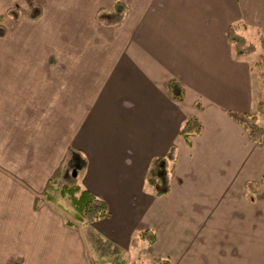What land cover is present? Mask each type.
Returning <instances> with one entry per match:
<instances>
[{"label":"crops","instance_id":"0c3cea01","mask_svg":"<svg viewBox=\"0 0 264 264\" xmlns=\"http://www.w3.org/2000/svg\"><path fill=\"white\" fill-rule=\"evenodd\" d=\"M116 1L122 21L98 23ZM1 27L0 264H90L99 245L169 264H264V142L228 116L264 127V0H0ZM230 27L253 53L235 55ZM190 118L201 130L186 142ZM171 148L157 197L147 175ZM68 149L86 159L77 184L106 217L79 223L58 206L48 183Z\"/></svg>","mask_w":264,"mask_h":264},{"label":"trees","instance_id":"16d2710c","mask_svg":"<svg viewBox=\"0 0 264 264\" xmlns=\"http://www.w3.org/2000/svg\"><path fill=\"white\" fill-rule=\"evenodd\" d=\"M33 5H31L30 9ZM126 6L119 1L114 4L113 11L109 13H99L96 16V21L102 25H117L122 21L123 12L126 10ZM10 15L11 11L8 12ZM39 15L30 16L31 18H37ZM15 15L13 19H17ZM5 35V29L0 28V37ZM229 42L233 45L234 53L236 56L241 57L251 54L255 51V46L251 43H247L246 40L236 33L233 27H230L227 31ZM261 53L258 56L257 66L261 69L260 78L264 82V37L260 38ZM169 91L172 97L181 101L183 98V87L178 81H171ZM260 113H263L261 103H259ZM228 116L238 123L244 131L247 133L250 142L256 144H262L264 139V127H261L256 122V116L254 114H238L229 112ZM201 130V124L196 118H190L180 128V135L186 142L193 135H196ZM174 149L161 157L155 158L151 161V167L147 175V182L156 189L155 195L157 197L164 196L169 191V177H168V165L173 163ZM86 168V159L76 151L68 149L65 160L62 162L60 171L56 178L48 183V188H51L55 182H61L60 194L68 197L74 210L82 223H91L96 220L102 219L108 215V208L106 204L99 200L77 184L76 173L84 171ZM75 173V174H73ZM66 224L71 225L68 221ZM146 231L139 234L140 239L144 238ZM137 237H134V241ZM149 243H152L151 239H148ZM154 264H169L168 260H162L160 258H154Z\"/></svg>","mask_w":264,"mask_h":264},{"label":"rangeland","instance_id":"374dc122","mask_svg":"<svg viewBox=\"0 0 264 264\" xmlns=\"http://www.w3.org/2000/svg\"><path fill=\"white\" fill-rule=\"evenodd\" d=\"M259 71H261L260 68H259ZM259 77H260V74H259ZM262 84H264V82H262ZM261 106H262L261 108L263 109V113H264V105L262 103H261ZM262 142H264V139ZM80 173L81 172L76 173L77 179ZM55 184H58L57 189H54L55 193L57 194V196L59 195L58 196L59 198L60 197L63 198V199L61 198L60 200L61 204L58 205L61 211L67 216L68 219H73L75 221H78L79 223H82L80 222L79 217L77 216V213L74 210L68 197L63 194H60V191H59L61 188L60 180L55 182ZM64 197H67V199ZM68 222L71 223L69 220ZM109 248L107 249L105 246L99 245V247L97 248V251L95 249L92 252L87 251L86 257L88 259V262L90 264H154L155 257H153L149 253L148 249L145 247L141 248L140 250L134 251V252H131V251L122 252L118 248H111V247ZM160 259L166 260L163 258H160Z\"/></svg>","mask_w":264,"mask_h":264}]
</instances>
